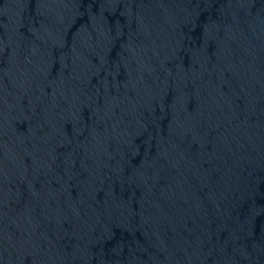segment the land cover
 <instances>
[{"label": "water", "instance_id": "water-1", "mask_svg": "<svg viewBox=\"0 0 264 264\" xmlns=\"http://www.w3.org/2000/svg\"><path fill=\"white\" fill-rule=\"evenodd\" d=\"M0 264H264L244 0H0Z\"/></svg>", "mask_w": 264, "mask_h": 264}]
</instances>
